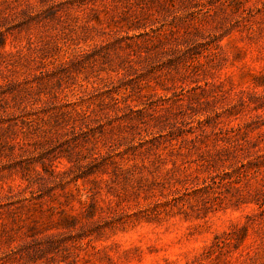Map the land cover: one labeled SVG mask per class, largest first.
Returning a JSON list of instances; mask_svg holds the SVG:
<instances>
[{"label":"rangeland","instance_id":"1","mask_svg":"<svg viewBox=\"0 0 264 264\" xmlns=\"http://www.w3.org/2000/svg\"><path fill=\"white\" fill-rule=\"evenodd\" d=\"M0 264H264V0H0Z\"/></svg>","mask_w":264,"mask_h":264}]
</instances>
